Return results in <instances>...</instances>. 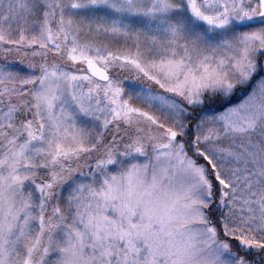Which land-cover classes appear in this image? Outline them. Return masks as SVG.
<instances>
[{
  "label": "snow or ice",
  "instance_id": "obj_1",
  "mask_svg": "<svg viewBox=\"0 0 264 264\" xmlns=\"http://www.w3.org/2000/svg\"><path fill=\"white\" fill-rule=\"evenodd\" d=\"M0 264H264V0H0Z\"/></svg>",
  "mask_w": 264,
  "mask_h": 264
}]
</instances>
